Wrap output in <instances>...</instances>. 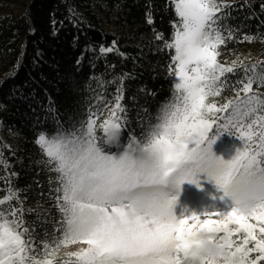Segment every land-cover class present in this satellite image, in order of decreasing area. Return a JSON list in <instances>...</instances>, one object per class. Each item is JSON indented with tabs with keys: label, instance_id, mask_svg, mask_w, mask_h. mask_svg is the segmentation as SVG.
<instances>
[{
	"label": "snow or ice",
	"instance_id": "obj_1",
	"mask_svg": "<svg viewBox=\"0 0 264 264\" xmlns=\"http://www.w3.org/2000/svg\"><path fill=\"white\" fill-rule=\"evenodd\" d=\"M171 4L177 19L170 22V41L159 33L155 38L174 50V92L158 110L156 122H141L139 137L130 130L129 109L119 88L112 100L98 95L96 104L68 127L53 116L55 131L40 132L34 143L46 158L38 163L49 173L48 198L59 219L38 238L37 224L50 222L51 209L26 210L23 190L11 185L0 189L6 192L0 197V264H213L197 253L205 235L222 241L226 237L223 247L241 253L248 264H264V206L248 213L236 206L226 213L185 210L178 218L177 197L168 190L185 179L198 183L197 173H207L226 195L236 185L264 199V91L259 90L264 88V63L234 60L228 66L218 60L220 47L240 31L227 23L232 4ZM257 39L264 35L243 36L239 42ZM114 47L115 41L101 53ZM237 73L240 78L230 81ZM229 89L233 96L221 101ZM213 129L216 135L238 136L243 148L230 160L216 156ZM189 137L196 138L189 143ZM0 166L11 167L2 153ZM190 166L192 175L178 179ZM26 214L42 219L29 222ZM69 245L79 247L69 251Z\"/></svg>",
	"mask_w": 264,
	"mask_h": 264
},
{
	"label": "trees",
	"instance_id": "obj_2",
	"mask_svg": "<svg viewBox=\"0 0 264 264\" xmlns=\"http://www.w3.org/2000/svg\"><path fill=\"white\" fill-rule=\"evenodd\" d=\"M225 2L233 5L228 25L240 31L220 47L218 60L228 66L234 60L264 63V39L239 42L243 36L264 35V0ZM176 19L171 0H0V135L6 138L0 136V153L11 165L0 166V189L23 190L26 210L51 209L50 222L37 224L38 238L44 229L52 231L51 221L59 214L48 198L46 165L38 163L46 158L34 143L37 135L55 131L53 116L68 127L96 104L98 95L112 100L119 88L129 109V129L139 137L141 122L155 123L174 92V50L155 37L163 34L170 41V22ZM114 41L113 52L102 54L101 48L113 47ZM233 94L226 90L220 99ZM5 195L0 191V197ZM25 219L42 217L26 214Z\"/></svg>",
	"mask_w": 264,
	"mask_h": 264
},
{
	"label": "rangeland",
	"instance_id": "obj_3",
	"mask_svg": "<svg viewBox=\"0 0 264 264\" xmlns=\"http://www.w3.org/2000/svg\"><path fill=\"white\" fill-rule=\"evenodd\" d=\"M10 6L14 7L15 4ZM211 135H216V133L212 131L210 132ZM0 136L2 140L6 141L3 134ZM212 148L217 156L225 160H230L236 155L238 149L243 148V141L236 135L223 132L216 135ZM197 179L198 183H192L186 180L179 188L169 186V192L177 197L174 205V213L178 218L185 210L188 213L195 212L198 214H202L205 211L226 213L235 206L233 196L231 194L226 195L224 190L214 180L208 178L207 173H197ZM78 247L79 245H69L67 250L75 251Z\"/></svg>",
	"mask_w": 264,
	"mask_h": 264
},
{
	"label": "clouds",
	"instance_id": "obj_4",
	"mask_svg": "<svg viewBox=\"0 0 264 264\" xmlns=\"http://www.w3.org/2000/svg\"><path fill=\"white\" fill-rule=\"evenodd\" d=\"M195 138L196 137H189L187 139L188 142L191 143V141ZM191 175L192 170L190 166L184 172L178 174V179L189 177ZM186 180L187 179H185V181ZM229 191L236 197L237 203L235 206L242 213H248L254 209L264 206V199L257 198L251 191L244 187L232 185L230 186ZM222 243H227L226 237L223 238L222 241L219 238L215 240L210 239L207 235H205L201 237L197 253L208 260L213 261V264H248L247 259L241 253L229 251L227 248L222 246Z\"/></svg>",
	"mask_w": 264,
	"mask_h": 264
}]
</instances>
